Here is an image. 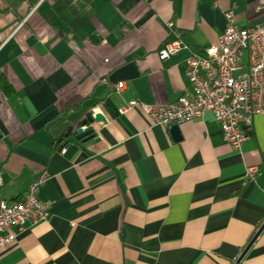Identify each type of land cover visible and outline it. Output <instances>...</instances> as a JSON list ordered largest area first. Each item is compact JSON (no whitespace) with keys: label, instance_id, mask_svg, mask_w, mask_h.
Masks as SVG:
<instances>
[{"label":"crops","instance_id":"crops-1","mask_svg":"<svg viewBox=\"0 0 264 264\" xmlns=\"http://www.w3.org/2000/svg\"><path fill=\"white\" fill-rule=\"evenodd\" d=\"M260 7L264 0H0V81L14 90L0 87V203L22 199L49 173L39 193L48 218L28 222L0 264H235L264 223V112L235 150L212 114L180 124L177 139L140 107L120 110L190 96L187 59L218 43L226 11L253 27L264 23ZM172 30L185 47L163 62ZM94 112L106 121L88 123L95 137L77 140ZM239 264H264V231Z\"/></svg>","mask_w":264,"mask_h":264},{"label":"built area","instance_id":"built-area-1","mask_svg":"<svg viewBox=\"0 0 264 264\" xmlns=\"http://www.w3.org/2000/svg\"><path fill=\"white\" fill-rule=\"evenodd\" d=\"M214 8H217L215 3ZM264 10V7H260ZM228 27L205 56L193 53L186 61L185 76L192 85V94L168 105L128 102L120 112L140 107L156 124L171 126L212 114L219 122L222 137L235 150L251 139L254 116L264 112V23L241 27L233 10L224 13ZM171 27L172 25L169 24ZM159 50L163 62L176 56L184 47L181 34ZM245 54L248 61L245 63ZM124 83L118 85L122 89ZM256 166H249L246 178L255 180ZM49 173L43 170L30 185L25 196L15 202L0 203V253L13 247L28 222L46 220L49 206L39 199Z\"/></svg>","mask_w":264,"mask_h":264},{"label":"water","instance_id":"water-1","mask_svg":"<svg viewBox=\"0 0 264 264\" xmlns=\"http://www.w3.org/2000/svg\"><path fill=\"white\" fill-rule=\"evenodd\" d=\"M106 118L103 114L101 113H92L87 117L86 120L83 121L82 127H80L74 134L77 140H82V141H88L89 139H92L95 137L94 130L93 128L88 127V123L93 124V123H102L105 122ZM172 133L175 135V137L178 139L180 138V130H179V125L178 124H173L170 127ZM2 133L0 131V139L2 138ZM264 231V223L261 226V228L258 230L256 235L253 237V239L250 241V243L247 245V247L244 249L240 257L237 259L235 264H239L246 253L249 251V249L252 247L256 239L259 237V235Z\"/></svg>","mask_w":264,"mask_h":264},{"label":"trees","instance_id":"trees-1","mask_svg":"<svg viewBox=\"0 0 264 264\" xmlns=\"http://www.w3.org/2000/svg\"><path fill=\"white\" fill-rule=\"evenodd\" d=\"M0 87L3 90V92L8 95L11 96L14 92V90L12 89L11 85L7 82L6 78H2L0 81Z\"/></svg>","mask_w":264,"mask_h":264}]
</instances>
